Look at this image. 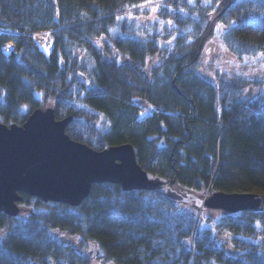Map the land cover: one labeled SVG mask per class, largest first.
I'll return each mask as SVG.
<instances>
[{
    "label": "trees",
    "instance_id": "trees-1",
    "mask_svg": "<svg viewBox=\"0 0 264 264\" xmlns=\"http://www.w3.org/2000/svg\"><path fill=\"white\" fill-rule=\"evenodd\" d=\"M215 26L232 56L264 55V0H0V124L52 107L71 140L129 144L182 192L263 195L234 214L108 183L75 208L23 195L27 218L0 213V264H91L88 241L96 264H264V81L201 74Z\"/></svg>",
    "mask_w": 264,
    "mask_h": 264
},
{
    "label": "water",
    "instance_id": "water-1",
    "mask_svg": "<svg viewBox=\"0 0 264 264\" xmlns=\"http://www.w3.org/2000/svg\"><path fill=\"white\" fill-rule=\"evenodd\" d=\"M71 117L56 120L52 107L34 110L22 126L0 124V213L14 218L22 196L78 207L92 186L114 184L124 192L160 194L174 204H193L199 210L223 213L258 211L259 193L215 192L206 200L182 192L174 181L145 172L137 164L131 145L95 151L71 140L65 133ZM88 260L96 256V244L86 242Z\"/></svg>",
    "mask_w": 264,
    "mask_h": 264
},
{
    "label": "rangeland",
    "instance_id": "rangeland-1",
    "mask_svg": "<svg viewBox=\"0 0 264 264\" xmlns=\"http://www.w3.org/2000/svg\"><path fill=\"white\" fill-rule=\"evenodd\" d=\"M151 10L148 14L139 19L144 25L154 23L156 21V11ZM0 32L2 30L0 29ZM35 43L38 48H42V51L48 54L50 48V40L46 34L40 33L35 37ZM170 43H161L160 46L168 47ZM6 48V47H5ZM42 52V53H43ZM158 58H154L150 62L149 67L157 64ZM199 70L201 74L209 81L213 82L219 75L224 76L227 79L243 78L249 81H264V55H258L255 57L236 58L229 54L223 47L221 42V35L218 26H215L212 35L206 41L203 52L199 60ZM136 97V95H133ZM45 109V108H44ZM19 215L23 218H27L29 210L22 206H19ZM74 245L76 242L73 243ZM86 249L82 252L84 253ZM91 264H96L97 260H90Z\"/></svg>",
    "mask_w": 264,
    "mask_h": 264
},
{
    "label": "bare ground",
    "instance_id": "bare-ground-1",
    "mask_svg": "<svg viewBox=\"0 0 264 264\" xmlns=\"http://www.w3.org/2000/svg\"><path fill=\"white\" fill-rule=\"evenodd\" d=\"M40 49L42 50V48H40ZM9 51H10V49L9 48H6V50H5L6 54H8Z\"/></svg>",
    "mask_w": 264,
    "mask_h": 264
},
{
    "label": "snow or ice",
    "instance_id": "snow-or-ice-1",
    "mask_svg": "<svg viewBox=\"0 0 264 264\" xmlns=\"http://www.w3.org/2000/svg\"><path fill=\"white\" fill-rule=\"evenodd\" d=\"M152 10H153V11H156V9H155V8H153Z\"/></svg>",
    "mask_w": 264,
    "mask_h": 264
}]
</instances>
